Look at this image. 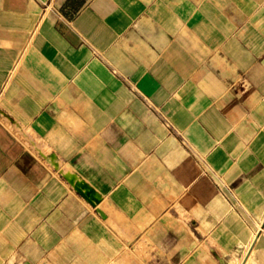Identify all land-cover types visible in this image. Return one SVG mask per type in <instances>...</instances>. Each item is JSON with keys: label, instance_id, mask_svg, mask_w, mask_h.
Wrapping results in <instances>:
<instances>
[{"label": "crops", "instance_id": "obj_1", "mask_svg": "<svg viewBox=\"0 0 264 264\" xmlns=\"http://www.w3.org/2000/svg\"><path fill=\"white\" fill-rule=\"evenodd\" d=\"M0 264H264V0H0Z\"/></svg>", "mask_w": 264, "mask_h": 264}, {"label": "bare ground", "instance_id": "obj_2", "mask_svg": "<svg viewBox=\"0 0 264 264\" xmlns=\"http://www.w3.org/2000/svg\"><path fill=\"white\" fill-rule=\"evenodd\" d=\"M90 195V194H89ZM91 199V198H90Z\"/></svg>", "mask_w": 264, "mask_h": 264}]
</instances>
